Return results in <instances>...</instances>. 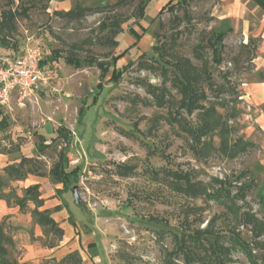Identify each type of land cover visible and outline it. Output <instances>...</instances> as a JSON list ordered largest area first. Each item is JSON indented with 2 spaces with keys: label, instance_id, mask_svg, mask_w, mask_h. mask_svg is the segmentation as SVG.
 <instances>
[{
  "label": "rangeland",
  "instance_id": "obj_1",
  "mask_svg": "<svg viewBox=\"0 0 264 264\" xmlns=\"http://www.w3.org/2000/svg\"><path fill=\"white\" fill-rule=\"evenodd\" d=\"M51 1L0 0V21L3 11L27 9L26 16L17 17L13 39L0 43V59L22 49L28 33L39 40L45 69L55 79L25 107L16 96L1 107L9 125L0 134V153L36 159L47 178L58 163L66 172L76 170V183L62 195L73 218L67 210L52 211L62 231L59 236L32 221L31 203L9 214L2 222L14 241L7 246V259L17 264H185L184 257L176 255L179 241L197 236L208 254L213 249L219 254L216 264H255L249 253L251 234L239 217L250 210L264 219V134L257 131L247 141L254 147L235 159L218 152L215 135L196 143L186 129L200 126L201 109L187 112L176 77L177 63L189 60L197 70L206 65L216 87L231 83L230 94H219L205 83L196 91L206 93L207 100L200 102L203 110L219 100L226 105L217 108L224 118L235 111L229 123L232 139H244L239 97L243 83L254 79L253 61L261 39L247 43L238 23L224 39L223 61L216 65L206 47L208 39L229 28L218 18L217 0L175 3L153 19L140 21L147 33L135 46L129 29L142 34L136 4L118 7L119 0H80L77 5L90 10L70 19L57 15ZM249 17L256 24L263 20L255 9ZM114 20L122 22L123 31L115 37L113 25L104 26ZM124 51L114 67L112 59ZM69 56L94 61L76 68L67 63ZM101 62L109 63L106 77ZM114 69L119 73L116 79ZM44 144L50 145L45 149ZM179 173H188L193 183L207 190L200 197L182 194L176 181ZM215 179L228 180L232 192H214L219 187ZM29 180L11 184L2 179L0 196L12 188L23 197ZM44 180V190L54 188ZM242 184L251 187L237 192ZM75 187L78 204L72 194ZM10 200L14 207L15 198ZM200 244L193 240L188 246L198 259L208 261Z\"/></svg>",
  "mask_w": 264,
  "mask_h": 264
},
{
  "label": "trees",
  "instance_id": "obj_2",
  "mask_svg": "<svg viewBox=\"0 0 264 264\" xmlns=\"http://www.w3.org/2000/svg\"><path fill=\"white\" fill-rule=\"evenodd\" d=\"M151 0H119L116 3V6L124 7L129 4H136V15L139 16L138 26L140 27L142 34H139L134 28L129 29V35L135 39L137 45L143 36L147 33V29L143 28L139 23L140 21L145 19L146 9ZM184 1V2H183ZM188 0H180L176 5L180 6L182 3H186ZM263 11H264V0H253ZM174 4L170 3L163 8V10L159 13L162 14L165 10H170ZM26 10H23L21 13L13 12L11 9L7 11H3L1 13V21H0V33H5L0 38V43L2 42L4 45L9 44V41L13 39L14 33L17 32L16 21L18 16H26ZM90 9L83 8L79 5H76L75 8L70 10L69 12H56L59 16H64L66 18L74 19L83 16V13H88ZM110 25H113L112 33L114 35L120 34L122 31L121 25L122 22L119 20L112 21V24H105L104 26L108 28ZM229 31L220 32L219 34H214L213 37L208 39L210 41L207 44V48L212 50L213 54V63L216 65H220L223 61L221 55L224 49V39L227 37ZM115 37V36H114ZM113 39V38H111ZM112 42V40H110ZM17 42L14 43V47L17 48ZM115 46H118V42L113 41ZM162 44L161 49L164 47ZM133 48V47H132ZM154 49H157L155 47ZM128 51V50H127ZM127 51L122 52L120 55L115 56L112 59V65L116 66L117 62L124 58ZM221 54V55H220ZM198 57L200 56L197 55ZM204 56V55H203ZM203 56H200L201 59ZM91 59V58H88ZM56 61V60H54ZM66 61L69 65L74 66L76 68L82 67L83 64L89 63L94 60H87L85 62H81L79 58H75L73 56H69L66 58ZM102 63V62H101ZM106 63V62H105ZM178 64V65H177ZM176 65L178 66V77H176V83L180 85V90L183 95V105L188 113H193L194 110L201 109L200 112V126L196 129L187 128L186 131L193 135L196 143L201 142L204 138L209 136H217L220 140V146L218 152L225 158L235 159L237 156L241 154L247 153L250 148L254 147L253 143L245 141L243 138H238L237 140H233V129L230 126L229 122L232 118H236L237 113L235 111H231L228 118H224L220 113H218L217 108H224L226 105L221 101H216L215 103H211V105L203 110L200 102L203 100H207L206 93L196 91L197 86H201L202 83L208 85V87L212 88L215 92L219 94H230L231 89L230 84L216 87L211 74H209V70L206 65H202L200 70L195 69L192 63L189 60H183ZM46 62L42 61L41 67L45 69ZM102 66L103 77H106L108 72L110 71V66L108 64H100ZM114 66V67H115ZM118 72L116 69L113 71V79H116L118 76ZM228 78V73L226 74ZM101 85V84H100ZM98 87H101V86ZM204 85V84H203ZM8 120L3 115L0 106V134L3 133L8 128ZM203 142V141H202ZM50 144H44V148L47 149ZM213 147V144H212ZM205 149V145L202 147ZM42 148H40L39 152H43ZM29 164L31 165L29 167ZM35 164V165H34ZM5 174L12 181L24 180L28 175H37L44 176L41 173L40 168L37 166L36 159H27L22 158L21 162L18 165H11L4 169ZM50 176L57 181L59 184L63 186L62 189L57 190L56 195L62 198L63 194H67L69 192L70 187H72L76 182L75 178L77 175V171L73 170L71 172H66L64 169H61L60 163L56 164L49 172ZM176 176V175H175ZM176 181L179 183V192L182 194L190 195L194 197L202 196V192H205L207 189L204 185L195 182H192V178L188 173H179L176 176ZM214 182H217L219 186L218 189L213 188L214 192H232L231 185L228 183V180L221 181L215 179ZM184 184V186H183ZM72 185V186H71ZM249 184H242L237 192H247L250 189ZM16 196V205L20 206L21 210H25L28 208L29 203L35 205V210L32 212V217L34 222L39 225L45 231H55L59 236H62V231L58 228V224L52 217L51 210L40 211L39 209L44 206V201L41 198V194L39 191V186H32L28 189L24 190V196L18 197ZM10 204V202H9ZM63 210H67L70 214L69 219L73 218V214L68 209V204L65 199H61V205L55 207L54 212L60 213ZM239 222L241 226L247 228L251 234V242H250V250L249 253L253 255L255 259V264H264V219H259L255 216L250 210L244 211L239 217ZM71 224L72 220H71ZM198 237H191L190 241H195L200 244ZM176 239V238H175ZM196 239V240H195ZM189 241V242H190ZM188 241L184 239L179 241V250L176 252V255H182L185 259V264H216L217 258L219 254H215L214 249L208 254L207 248L202 243L200 244L203 251L208 258V261L205 258H197V255L191 248L188 246ZM13 246L14 241L10 238L5 229L4 225L0 223V264H17L12 263L9 259H7L8 250L7 246ZM186 245V247L184 246ZM212 246V245H211ZM215 249H217L215 247ZM204 255V254H203ZM76 256V254L71 255L68 259H72ZM67 259V258H66ZM173 264V263H172Z\"/></svg>",
  "mask_w": 264,
  "mask_h": 264
},
{
  "label": "crops",
  "instance_id": "obj_3",
  "mask_svg": "<svg viewBox=\"0 0 264 264\" xmlns=\"http://www.w3.org/2000/svg\"><path fill=\"white\" fill-rule=\"evenodd\" d=\"M78 1L80 0H52L51 3L54 7L53 9L55 12H69L70 10L75 8ZM98 1L101 2V0ZM177 1L179 0H151L146 9L145 19H153L155 15L159 14L165 6L170 3L175 4L177 3ZM217 2L218 5L216 6V13L218 14V18L221 22L225 21L229 23V33L233 34L237 29L236 25L238 23H241V29L246 37V42L251 38L261 39V44L255 50L256 57L253 61L254 79L252 81L243 83L241 88L242 95L239 97V99L242 101L243 110L240 119L246 126L243 131V137L244 140L248 141L254 137L257 131L264 134V11L255 2H253V0H217ZM151 7L153 8L152 16L149 15ZM251 9H255V11H259L262 14L263 20H261V22L259 21V23L257 24L252 22L251 18L249 17V11ZM142 25L143 27H145L144 23ZM130 39H132L134 43H136L135 39H133L131 36ZM141 40H143V38ZM22 158L34 159L28 158L27 156L20 157L17 155L14 156L13 154L0 153V178H8V176L4 172V169L11 165H18L21 162ZM29 178L31 179V185L26 186L24 190L32 186H39V191L41 194L40 199L44 201V206L39 210H51L54 212L55 207L58 206L57 201L59 200V196L56 195V192L57 190L61 189L60 184H57L56 181L50 176V174L48 175V178L45 177V175L37 176L30 174L24 180L12 181L9 178L8 179L10 180L11 184L14 182L17 184H24L30 181ZM2 179L0 180V182L2 181ZM43 180L48 181L47 185L50 184L54 188H51L50 186V188L44 190L46 187V183L42 182ZM42 192H46V195L42 194ZM4 194V197L0 196V223L4 222V219L8 217L9 214L16 213L17 211L21 210L20 206L16 205L15 194H17L18 197L22 196L19 195L15 191V189L11 188V190H9L8 192L5 191ZM10 197L15 198L13 205L14 207L11 206ZM59 205H61V203ZM34 210L35 205L32 212ZM32 221L34 222L33 217Z\"/></svg>",
  "mask_w": 264,
  "mask_h": 264
},
{
  "label": "built area",
  "instance_id": "obj_4",
  "mask_svg": "<svg viewBox=\"0 0 264 264\" xmlns=\"http://www.w3.org/2000/svg\"><path fill=\"white\" fill-rule=\"evenodd\" d=\"M44 60L39 40L26 34L22 49L0 59V106L10 104L13 96L21 107L48 88L55 80L52 73L41 67Z\"/></svg>",
  "mask_w": 264,
  "mask_h": 264
},
{
  "label": "water",
  "instance_id": "obj_5",
  "mask_svg": "<svg viewBox=\"0 0 264 264\" xmlns=\"http://www.w3.org/2000/svg\"><path fill=\"white\" fill-rule=\"evenodd\" d=\"M73 197H74V200H75V204H78L79 203V195H78V192H77V187L74 188L73 190Z\"/></svg>",
  "mask_w": 264,
  "mask_h": 264
}]
</instances>
